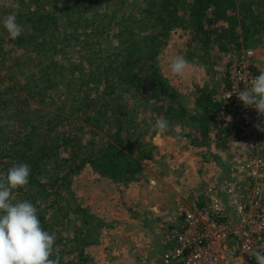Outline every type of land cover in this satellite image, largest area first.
Returning a JSON list of instances; mask_svg holds the SVG:
<instances>
[{
	"label": "trees",
	"instance_id": "16d2710c",
	"mask_svg": "<svg viewBox=\"0 0 264 264\" xmlns=\"http://www.w3.org/2000/svg\"><path fill=\"white\" fill-rule=\"evenodd\" d=\"M118 1L0 0V20L14 15L23 29L12 39L0 24V175L6 177L19 163L29 166L28 185L12 194L37 207L42 227L55 235L51 258L58 264H78V256L87 264L84 249L96 243L91 240L103 227L99 219L92 225L94 215L78 203L70 189L73 178L89 166L115 183L137 182L157 147L146 140V130L137 133L134 115L143 113L149 123V141L158 135L152 125L161 114L169 126L197 119L189 116L181 94L158 65L173 31L180 29L189 38L204 67L214 46L227 50L229 42L208 16L222 0H147L131 11L141 8L140 21L127 13L136 0ZM259 24L257 32L264 20ZM250 33H255L252 27L245 38ZM70 49L78 55L75 59H68ZM87 49H93L89 62L83 56ZM8 81L19 84V90ZM227 87L228 82L223 92ZM195 92L198 127L208 137L210 117L221 104L214 102L216 94L209 87L197 86ZM41 104L56 107L48 111ZM87 135L93 139L87 141ZM56 245L67 248L71 259L65 260L66 251Z\"/></svg>",
	"mask_w": 264,
	"mask_h": 264
},
{
	"label": "rangeland",
	"instance_id": "374dc122",
	"mask_svg": "<svg viewBox=\"0 0 264 264\" xmlns=\"http://www.w3.org/2000/svg\"><path fill=\"white\" fill-rule=\"evenodd\" d=\"M140 3H143L146 5L148 1L147 0H136L134 3H131V6H133V8H131L130 12H127L129 15H132V19L139 18V21L142 16L141 8L135 11L134 13H131V11L135 7L137 8V6H139ZM118 5L120 7L119 3ZM216 9H218V7H215V8L211 7V9L208 10V16L210 19H212V24L214 25V27L218 29L219 20H218V16L216 13L218 12V10ZM128 22L130 21H126L125 23H128ZM131 25H133V23ZM115 30L117 29H114L112 33ZM116 33L117 31L114 34ZM188 39L189 38L184 35L182 30L175 29L173 33L170 35V38L167 40L166 47H163V49L161 50V55L158 58L159 60L158 65L161 69V73L167 79V82H169V84L172 87H174L178 93L181 94L182 100L188 107L189 111L191 110L194 112L193 114L190 111L191 118L194 117L197 119H194V120L189 119L186 122L185 126H182L179 122H178L179 124L175 122L173 126L171 125L170 127H168L166 132L162 134H158L155 137V138H158V140L163 139V141L165 142L169 141L168 145L165 143V145L160 146L161 148L159 147L157 148L158 150L155 153H153V156H154L153 158H155L156 162L152 160V163L155 165L153 167L151 165V168L147 169V173L145 175L143 171V173L141 174V177L139 178L137 182H126L125 184L115 183L111 180H108L107 178H103V177H99L95 175L91 167L88 166L79 175L74 177L70 183V189L71 191L75 193L74 196L77 199L78 203H80V205H82L83 207H86L90 215H94L95 218L92 220V225L97 224V221H95L96 219L101 220L102 225H103L102 229L100 230V234L98 235V238L95 240H91V241L100 242V244L98 245L94 243L93 245H90L89 247L87 246L84 249V257L82 258L84 259L88 258V261H86L87 264H125L124 259L122 261V258H123L122 253H124V251L127 249V246H128L127 245L128 243L127 241L128 233L127 232L133 231L132 236H134L135 238L139 237L138 230H134L137 227V224L126 225L125 227V223H126L125 221H127V217H129L130 215L134 218V221L138 222L141 218L146 217L147 211H151L153 206H156V208L157 207L159 208L161 204L163 205L165 204L167 206L168 204H170L169 199L173 197L174 195V193L171 190H173L174 185L177 183L176 181L179 179L175 180L176 178L175 176L173 177V175L171 177L166 178L163 175V173L164 171L168 169L167 162H168L169 155L172 154V151H175V152H178L179 150L183 151L184 147L186 146L185 136L188 131L187 128H189L190 131L192 129L194 131L193 134L195 136H198L199 138L201 137L207 138L205 137L202 131H200L201 133L198 134V128H199L198 118L200 117V114H199L200 111L197 109V106H196V109H194L196 105L195 89L197 86L202 87V88L209 87V89H211L213 92L215 91L216 95H214V102L220 103V101L218 100V96H220L223 93V90L227 86V82L229 78L227 74L228 73L227 64L229 62V59L227 58L228 54L226 55L227 50H221V45L216 44L211 53L210 64H208L207 67L206 66L204 67L202 60H197L196 57L198 56L193 54L194 48L189 47L190 44H188ZM109 40L111 41L114 39H109ZM103 42H104L103 46L109 49L108 46L110 45V42H107V40H104ZM77 49H81V45H78ZM248 49H251V48H247L243 45H240V46L233 47V49L230 52L233 53L237 51L238 53H242L243 50H248ZM253 51L255 52V50ZM90 54H93V49H87L86 53L83 54V56L86 57L87 62H89L88 58ZM77 56L78 55L74 54L72 51L71 53L67 54V57L69 60L75 59V57ZM177 56H182L183 58H185L188 61V65H189L186 71V74L182 78L174 76L169 70V64L171 62V59ZM8 83H10L11 85H14L15 89L19 90V87H20L19 84L16 83L15 85L14 81H8ZM148 99H151V97H149ZM53 105L56 107L55 104H52L50 108H48L49 105L41 104V106H43L48 111H54L55 108L52 107ZM131 106H133V104ZM138 109H140V107ZM148 110H149L148 107H146V111ZM196 111H199V113H197ZM142 114H140L139 116L134 115V121H132L135 127H137L136 129L137 133L140 130L142 131L148 130L149 123L147 122V120H145ZM150 115L152 114L150 113ZM221 116H222V113L220 111L219 113H216L215 116L213 115L212 123L214 121L215 126L217 127L213 134V139H214L213 142H215L216 144H208L207 149L208 151L211 149L210 150L212 151L211 153L214 154L215 156L217 155L216 157L217 159L213 161L212 165L209 166L208 170L212 171L214 167H217L219 166V164H221L219 166L220 168L219 176H218L219 182L218 184L215 183L214 186L216 188V194L220 196H224L226 195L225 187H230V186L238 187L239 185H241V183H243L244 178L239 177V175L237 174V168L235 167V161L237 159V156H239L237 149H235L234 151V145L237 148V142H238L237 141L238 138L235 139L236 137L235 136L236 133L234 132L235 129L229 126L228 121L222 120ZM72 118L76 119V117L74 116H72L69 119L72 120ZM160 118L165 119L163 114H161V116H158L157 119H160ZM219 123L227 124L226 129L228 128L231 130L229 131L228 129L227 130L222 129ZM221 129L226 131V133L227 131L229 133V135L226 136V141L224 142L219 141V138L223 137L222 134L220 135V132H219ZM85 130L88 131V129H85ZM146 131L144 134L146 137V140H148V142H152L154 145V142L157 140L153 139L152 141H149L150 132L146 133ZM235 131L237 132V130ZM175 137L181 138L185 142V143L180 142L181 145L177 149H175L174 146L175 145L178 146L179 144L178 143L172 144L173 139ZM259 137H261L260 143L263 147L262 151H264L263 134ZM98 138L99 137H95V139H98ZM92 139L93 138L90 137V135H87V138H86L87 141L92 140ZM235 141H236V144H235ZM103 143L104 141H102L99 144V146L101 147ZM165 147L167 148V150H164L166 152H163V148ZM171 147H173L174 149L171 150ZM231 151H234V152L231 153ZM226 153L228 154L229 158L228 160H226V162H223L224 160L222 161V159H220V156L224 157ZM148 164L150 165L151 162L146 161L145 166ZM222 169L225 171V173L230 172V175L232 177L231 181L230 180L227 181V178L228 177L230 178L228 174H223L224 176H220L223 172ZM172 177L175 179H172ZM211 179L214 180L215 178L212 177ZM201 186H197L196 184V186L193 185L192 187H195L198 189ZM185 193L186 192L182 191L181 193L175 194V196H178V198H181V200H183ZM69 196L70 195L65 194L64 197L71 199L69 198ZM129 205L134 206V208L136 209L134 213L127 212L128 211L127 207ZM177 211H178V208H177ZM135 215L137 216L134 217ZM113 223L115 225L111 227ZM171 228L167 230L168 234L170 230H172ZM80 244L82 246L84 245L82 242H80ZM55 249L63 250V251L67 250V248H65L64 246H59V245H56ZM64 257H65V260L71 259L70 252L69 251L64 252ZM79 258L80 256H78L75 259V261L78 264H81L83 260H79Z\"/></svg>",
	"mask_w": 264,
	"mask_h": 264
},
{
	"label": "built area",
	"instance_id": "2783aa9c",
	"mask_svg": "<svg viewBox=\"0 0 264 264\" xmlns=\"http://www.w3.org/2000/svg\"><path fill=\"white\" fill-rule=\"evenodd\" d=\"M255 56L252 49L228 53V87L218 96L222 120L237 130L235 167L243 183L227 187L224 196L212 185L186 192L178 204L181 224L168 234L171 245L162 264H256L251 254L264 252L262 114L235 94L258 75Z\"/></svg>",
	"mask_w": 264,
	"mask_h": 264
},
{
	"label": "crops",
	"instance_id": "0c3cea01",
	"mask_svg": "<svg viewBox=\"0 0 264 264\" xmlns=\"http://www.w3.org/2000/svg\"><path fill=\"white\" fill-rule=\"evenodd\" d=\"M222 3V5L216 9L218 10L216 13L219 20L218 29L220 33H222L224 36L226 34V36L229 37V42L224 44V47L227 48L226 55L231 49H233V47L236 46L243 45L247 48H251L256 52L254 60L255 71H259V73L264 72V28H259L262 29L259 32H257L258 29L256 28L260 26V21L264 20V0H222ZM258 17L259 19L255 20V18ZM248 27H250V29L252 27V30L255 33L253 35L250 33L251 35L245 38ZM194 109H196V105ZM190 111L189 116L191 117L190 113L192 112L194 114V112ZM196 112L199 113V111ZM217 113H219V111ZM210 118L209 125H207V138L201 137L203 138L201 139L193 134L194 131L192 129L190 131L189 128H187L188 131L185 136L186 143L178 137L173 139L172 144H179L178 146H174L175 149L181 145L180 142H184L186 146L184 147L183 151H172V154L169 155L167 162L168 169L163 173L166 178L173 175V177L175 176L176 179L173 177L172 179H179L176 181L177 183L174 185L173 190H171L174 195L169 199V207L165 204H161L159 208L153 206L151 211H147L146 217L141 218L138 222L134 221V218L130 215L127 217V221H125V227L126 225L137 224V227L134 230H138L139 237L135 238L132 236L133 231L127 232L128 246L126 245L127 249L124 251V253H122V261L124 259L125 264H162V257L171 245L167 230L171 227H176L181 224V217L177 211L178 204L181 203V198H178V196H175V194L181 193L182 191L189 192L192 190V188L195 189V187L192 186H196V184L197 186L202 185L201 187L210 185L214 186L215 183L218 184V176L220 171L219 166L221 164H219L217 167H214L212 171L208 170L213 161L217 159V155L215 156L212 154V151H210L211 149L209 150L210 152L207 149L208 144H216L213 142V134L217 127L215 126L214 121L212 123L213 115ZM174 123L175 122H172L171 125L173 126ZM219 125L222 127V129H226L227 124L219 123ZM222 129L219 131L220 135L222 134L223 136L219 138L220 142L226 141V136L229 135L228 131L226 133V131ZM262 129L263 133L261 134H263L264 139V114H262ZM234 132L236 133V139L237 132L235 130ZM200 133V128H198V134ZM154 139L159 141L154 142V146L157 148H161L160 146L165 145V143L168 145L169 142H165L163 139ZM174 148L171 147V150ZM164 150H167V148H163V152H166ZM228 158L229 156L227 153L224 155V157L220 156V159H222V161L224 160L223 162H226ZM152 160L155 161V158L150 160V165L148 164L145 166L144 175L147 173V169L151 168V165L152 167L155 165L152 163ZM222 171L223 172L220 176H224L223 174H228L230 178L228 177L227 181H231L232 177L230 172L225 173L223 169ZM211 175L217 180H212ZM226 188L227 187H225V190ZM127 209V212L133 213L136 210L132 205H129ZM136 216L137 215L134 217ZM113 225L115 224L113 223L111 227H113ZM96 244L99 245L100 242H96Z\"/></svg>",
	"mask_w": 264,
	"mask_h": 264
},
{
	"label": "clouds",
	"instance_id": "9594fccd",
	"mask_svg": "<svg viewBox=\"0 0 264 264\" xmlns=\"http://www.w3.org/2000/svg\"><path fill=\"white\" fill-rule=\"evenodd\" d=\"M0 24L12 39L22 33V26L14 15L4 17ZM188 66L185 58L177 56L171 59L169 70L182 78ZM235 94L245 107L264 114V72L253 77L250 87ZM168 127V121L160 118L152 125V131L162 134ZM29 176L30 168L25 163L12 166L6 177L0 175V264H58V259L51 258L55 235L42 227L37 207L28 200H16L12 194L14 189L28 185ZM251 256L256 264H264V252L254 251Z\"/></svg>",
	"mask_w": 264,
	"mask_h": 264
}]
</instances>
